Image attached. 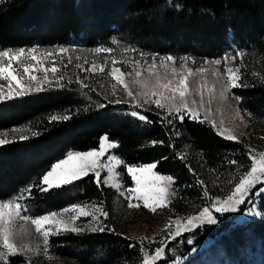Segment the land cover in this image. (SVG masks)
Wrapping results in <instances>:
<instances>
[{"label":"trees","instance_id":"obj_1","mask_svg":"<svg viewBox=\"0 0 264 264\" xmlns=\"http://www.w3.org/2000/svg\"><path fill=\"white\" fill-rule=\"evenodd\" d=\"M79 34L88 46L120 45L201 61L222 57L229 43L238 42L240 52L264 59V0H0V49L62 45ZM231 94L242 114L264 120V79L241 69ZM15 127L26 128L27 135L0 146V200L20 195L32 218L70 205L107 208L116 191L100 175L88 173L58 187L43 183L54 163L71 152L97 149L102 137L116 144L112 152L121 160L125 187L132 186L127 166L155 164V172L171 177L176 200L202 207L209 205L208 188L193 161L239 176L252 166L241 142L222 137L205 120L109 103L74 80L1 99L0 131ZM256 197L257 212L248 211L249 202L234 213H214L213 222L171 240L155 264H186L200 245L218 246L230 256L249 246L264 257V195L251 201ZM49 242L58 256L84 264H134L142 252L138 242L110 230L64 231ZM22 260L13 258L16 264Z\"/></svg>","mask_w":264,"mask_h":264},{"label":"rangeland","instance_id":"obj_2","mask_svg":"<svg viewBox=\"0 0 264 264\" xmlns=\"http://www.w3.org/2000/svg\"><path fill=\"white\" fill-rule=\"evenodd\" d=\"M236 46L238 42L229 43L222 57L205 61L120 45L88 46L81 34L62 45L34 43L27 48L0 49V100L74 80L109 103H126L163 115L184 112L205 120L222 137L241 142L252 160L242 176L212 172L193 161L208 188L209 205L202 207L200 202L176 200L171 177L155 172V164L127 166L132 186L125 187L118 172L121 160L112 152L116 144L102 137L97 149L71 152L54 163L43 183L58 187L88 173L100 175L101 182L116 191L107 208L85 203L32 218L25 213L20 195L0 200V264H16L13 258L17 256L23 259L20 264H84L58 256L49 239L64 231L106 230L140 244L142 252L134 264H155L171 240L213 222L214 213H234L249 202L248 211L257 212L260 198H251L264 195V120L242 114L231 89L241 69L264 79V59L242 53ZM26 135L24 127L0 131V146ZM191 255L195 256L186 264H264L263 255L249 246L238 256H230L218 246L200 245Z\"/></svg>","mask_w":264,"mask_h":264}]
</instances>
